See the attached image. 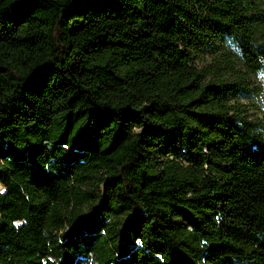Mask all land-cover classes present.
I'll return each instance as SVG.
<instances>
[{"label": "trees", "instance_id": "trees-1", "mask_svg": "<svg viewBox=\"0 0 264 264\" xmlns=\"http://www.w3.org/2000/svg\"><path fill=\"white\" fill-rule=\"evenodd\" d=\"M248 74L264 0H0V264H264Z\"/></svg>", "mask_w": 264, "mask_h": 264}, {"label": "rangeland", "instance_id": "rangeland-1", "mask_svg": "<svg viewBox=\"0 0 264 264\" xmlns=\"http://www.w3.org/2000/svg\"><path fill=\"white\" fill-rule=\"evenodd\" d=\"M214 59L210 55H205L197 60L199 67H209L213 64ZM237 70L245 71L241 63H235ZM226 77L230 76V72L224 74ZM209 74L208 77H211ZM245 82L248 88L251 90L249 96H245L240 101L247 108V115L250 120L262 126L264 131V75L260 74H248L245 75Z\"/></svg>", "mask_w": 264, "mask_h": 264}]
</instances>
